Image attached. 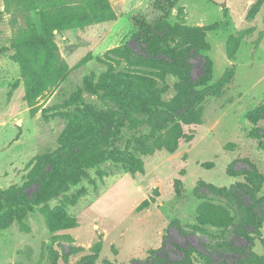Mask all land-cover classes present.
I'll return each mask as SVG.
<instances>
[{"label": "rangeland", "instance_id": "374dc122", "mask_svg": "<svg viewBox=\"0 0 264 264\" xmlns=\"http://www.w3.org/2000/svg\"><path fill=\"white\" fill-rule=\"evenodd\" d=\"M89 1L0 0V193L15 186L31 195L49 168L43 163L40 171L34 169L36 161L58 149L68 117L84 106L108 107L83 86L86 75L94 73L98 80L107 70L144 71L136 62L142 44L135 39L142 24L184 23L205 30L210 50L189 46L181 67L196 80L204 72V57L213 64L212 80L198 88L201 122L181 125L183 137L173 153L138 152L129 130L119 145L127 157L116 158L127 161L136 154L143 172L127 171L109 159L88 168L63 194L35 204L23 220L1 227L7 213L2 211L0 264H176L185 258L182 249L190 246L207 253L213 263H234L241 254L220 245L229 241L245 249L248 241L233 226L223 231L200 226L198 208L205 199L226 202L210 186L225 188L252 178L246 177L247 160L264 175V150L248 137L250 131L264 129V0H109L116 19L54 30L68 73L40 91L32 113L29 97L44 84L49 64L43 12ZM128 46L135 61L131 65L123 56ZM178 81L172 74L159 81L167 87L165 99L176 94ZM79 88V101L64 107ZM143 128L138 129L142 134L152 133ZM165 133L155 132L147 143L156 146ZM176 179L183 184L179 192ZM253 249L264 254V243L256 240Z\"/></svg>", "mask_w": 264, "mask_h": 264}, {"label": "trees", "instance_id": "16d2710c", "mask_svg": "<svg viewBox=\"0 0 264 264\" xmlns=\"http://www.w3.org/2000/svg\"><path fill=\"white\" fill-rule=\"evenodd\" d=\"M183 10L180 7V12ZM43 15L44 31L49 37V64L44 84L29 97L32 113L37 112L34 99L40 91L48 85L56 86L68 73V66L60 57L53 40L54 30L116 19L109 0H90L86 5L59 6L44 11ZM139 28L135 39L142 44L143 51L138 55L136 62L144 71L107 70L99 75L98 80L95 79L94 73L84 77L83 86L91 94L97 95L108 107L84 106L68 117V126L60 138L58 149L54 153L40 155L36 161L34 169L39 168L40 171L43 163H47L49 168L41 172L37 188L31 195L15 186L0 193V213L7 211L6 221L1 227L9 226L14 220H23L27 211L32 210L35 204L48 202L63 194L71 184L87 175L88 168L103 161L111 159L121 163V168L127 171L143 172V163L136 154H129L132 158L127 161L116 158L118 154L127 157L128 152L122 153L119 149L123 133L132 131L131 142L138 152L153 153L158 149H165L173 153L178 149V142L183 137L180 133L181 125L201 122L196 109L203 97L198 88L203 90L212 80L213 64L204 57V72L196 80L191 79L189 73L181 67L186 64L189 46L199 52L210 50L205 42V30L190 29L184 23L166 26L159 23L142 24ZM131 49L130 46L126 47L127 52L123 55L129 65L135 62L129 55ZM148 69L156 72L151 73ZM165 74H172L179 79L175 85L176 94L168 100L164 98L166 85H159ZM80 93L79 88L64 107L77 103ZM46 115L48 117V114ZM258 119L255 118V121ZM141 126L152 133L142 134L138 130ZM258 129L256 132L250 131L248 137L257 139L258 148L264 150V129ZM161 130H165L166 135L161 134L158 138L161 142L150 146L147 141L155 132ZM192 139V135L187 138L188 141ZM247 162L250 169L246 172V177L251 175L252 178H246L243 182L225 188L210 186L213 190H218L226 202L203 200L198 208V224L213 226L217 231L233 226L236 234L248 241L245 249L233 247L229 241L220 245L225 249L233 248L241 254L232 264H264V254L260 255L253 249L256 240L264 243V195H260L264 175L255 163L250 160ZM233 166L234 164L230 166L231 170ZM101 175L106 173L101 172ZM231 175L234 176L233 172ZM175 185L179 192L178 187L183 186L182 181L176 179ZM79 197L80 195L72 198L71 204H75ZM5 201L7 205L4 206ZM10 201L14 203L10 205ZM182 250L185 258L178 260L176 264H218L213 263L207 253L195 247L190 246ZM152 253L154 257L155 254ZM220 264L228 263L222 261Z\"/></svg>", "mask_w": 264, "mask_h": 264}, {"label": "water", "instance_id": "95a60500", "mask_svg": "<svg viewBox=\"0 0 264 264\" xmlns=\"http://www.w3.org/2000/svg\"><path fill=\"white\" fill-rule=\"evenodd\" d=\"M223 6H225V3H223Z\"/></svg>", "mask_w": 264, "mask_h": 264}]
</instances>
